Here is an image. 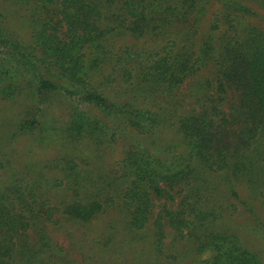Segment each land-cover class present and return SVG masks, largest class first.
Here are the masks:
<instances>
[{
  "label": "trees",
  "instance_id": "trees-1",
  "mask_svg": "<svg viewBox=\"0 0 264 264\" xmlns=\"http://www.w3.org/2000/svg\"><path fill=\"white\" fill-rule=\"evenodd\" d=\"M12 1L30 36L0 26V99L23 108L9 141L60 154L12 170L0 191V264L35 262L56 214L82 224L111 209L159 242L166 228L190 236L212 253L200 264H261L214 225L220 181L264 201V29L252 23L264 0ZM116 145L121 159L98 166Z\"/></svg>",
  "mask_w": 264,
  "mask_h": 264
},
{
  "label": "rangeland",
  "instance_id": "rangeland-1",
  "mask_svg": "<svg viewBox=\"0 0 264 264\" xmlns=\"http://www.w3.org/2000/svg\"><path fill=\"white\" fill-rule=\"evenodd\" d=\"M19 8L12 0H0V26L13 30L21 40L28 42L29 13L26 8L23 11ZM252 8L264 18V8L256 5ZM208 19L204 20L203 26ZM252 23L264 29V20H253ZM190 87L191 83H185L181 93L190 94ZM58 110L57 116L61 115ZM22 111L20 98L0 99V159L4 158L2 163L6 165L5 171L0 170V191L8 185L12 170L19 174L25 170L24 163L34 159L46 162L60 154L59 146H42L33 142L35 137L9 141L13 128L21 120ZM165 138H171V134H162L158 141L163 142ZM114 147L103 159L96 160L98 166L109 169L121 159L120 147ZM81 149L86 152L84 145ZM218 186L222 201L217 204L223 216L215 223L214 231L235 235L241 246L256 254L264 264V201L252 198L243 185L235 186L239 197L232 196L225 182L220 181ZM160 208L161 204L157 202L155 212ZM54 221L44 223L50 247L37 255L32 264H200L212 256L210 249L200 252L196 240L188 235L182 237L169 228L165 229L166 236L161 242L153 234L151 223L145 231L131 232L119 210H108L82 224L62 220L57 214ZM215 241L210 240L207 244ZM30 242L35 241L32 238Z\"/></svg>",
  "mask_w": 264,
  "mask_h": 264
}]
</instances>
